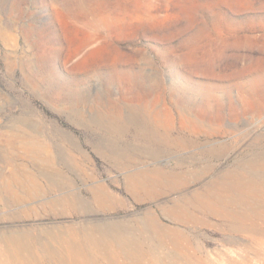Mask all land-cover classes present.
Wrapping results in <instances>:
<instances>
[{
  "label": "rangeland",
  "instance_id": "1",
  "mask_svg": "<svg viewBox=\"0 0 264 264\" xmlns=\"http://www.w3.org/2000/svg\"><path fill=\"white\" fill-rule=\"evenodd\" d=\"M0 181L4 264H264V0H0Z\"/></svg>",
  "mask_w": 264,
  "mask_h": 264
},
{
  "label": "bare ground",
  "instance_id": "2",
  "mask_svg": "<svg viewBox=\"0 0 264 264\" xmlns=\"http://www.w3.org/2000/svg\"><path fill=\"white\" fill-rule=\"evenodd\" d=\"M263 77V76H262ZM261 77V78H262ZM1 182V181H0ZM18 182V181H17ZM25 183V182H24ZM22 185V184H21ZM26 185V184H25ZM7 189V188H6ZM29 189V188H28ZM27 189V190H28ZM9 190V189H8ZM26 190V189H25ZM26 190V191H27ZM29 192H31V191H29ZM9 193V192H8ZM12 193V192H11ZM16 193V192H15ZM27 193V192H26ZM17 194V193H16ZM10 195V194H9ZM20 196V195H19ZM15 197V196H14ZM21 197V196H20ZM30 197V196H29ZM32 197V196H31ZM26 199V198H25ZM237 199V198H236ZM234 204H236V200H235V197L233 198V196L232 197H227V196H222L221 198H218V197H216V196H213V197H211V195L209 196V197H207L206 199H203V202H202V205L205 207V208H207L208 210H213V211H217L218 210V208H220V207H222V206H225V205H234ZM201 205V206H202ZM203 207V208H204ZM202 209V208H201ZM153 228H155V227H153ZM156 229V228H155ZM88 241H89V243H94V240H91V238L90 237H88V238H86ZM8 241H10V242H19V240H18V238L17 237H12V238H10V239H7ZM1 243L3 244V246H4V238H3V240L1 241ZM22 249V248H21ZM47 250L49 249V248H46ZM50 253L52 254V251L50 250ZM16 256H17V260L18 261H20L21 259H23L24 257L22 256V254L18 251V250H16V254H15ZM48 256H50V255H48ZM35 257V256H34ZM29 258H32V259H34L32 256H30ZM3 260H1L0 261V264H4V261L2 262Z\"/></svg>",
  "mask_w": 264,
  "mask_h": 264
}]
</instances>
